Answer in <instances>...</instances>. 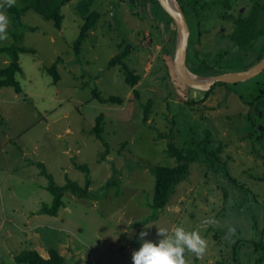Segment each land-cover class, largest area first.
Segmentation results:
<instances>
[{
  "label": "rangeland",
  "instance_id": "1",
  "mask_svg": "<svg viewBox=\"0 0 264 264\" xmlns=\"http://www.w3.org/2000/svg\"><path fill=\"white\" fill-rule=\"evenodd\" d=\"M5 1L0 0L2 13ZM80 1L63 5L62 28L34 9L21 18L24 26L36 27H25L23 43L37 52L20 54L21 92L12 85L0 88V264H19L14 256L25 248L46 257L56 248L67 264L77 259L133 264L142 230L148 233L144 239L157 240L158 229L170 235L177 226L198 229L206 241L199 256L185 250L186 264H264L259 260L264 245L256 247L264 243V106L257 111L251 106L263 94L264 70L245 80L217 82L209 90L191 87L174 67L175 26L171 22L165 28L159 18L164 13L151 0H94L96 23L77 54L75 41L84 23ZM179 1L193 27L186 57L193 73L214 75L218 72H200L209 65L214 71L238 70L252 61L245 48L254 50L261 38L245 47L233 33L238 19L250 16L255 6L254 15L261 12L257 5L264 0ZM232 6L236 9L228 16ZM260 22L254 25L259 33ZM11 23L0 46L13 42ZM128 43L133 48L125 62L141 75L135 86L125 81L124 65L109 67ZM59 56L61 79L55 81L47 67ZM9 60L0 51V67ZM95 86L103 96L119 95L123 102L99 101L93 97ZM100 113L102 136L109 142L104 159L106 145L92 131ZM195 142L214 151L218 164L192 163L190 175L157 218L143 223L153 212L152 166L177 163L170 144L186 152ZM38 162L59 185L67 177L84 185L89 171L92 197L67 190L58 215L39 213L43 204L51 205L53 194ZM112 179L116 182L107 186Z\"/></svg>",
  "mask_w": 264,
  "mask_h": 264
},
{
  "label": "trees",
  "instance_id": "2",
  "mask_svg": "<svg viewBox=\"0 0 264 264\" xmlns=\"http://www.w3.org/2000/svg\"><path fill=\"white\" fill-rule=\"evenodd\" d=\"M68 2V0H14V3L11 5L8 4V0H6L1 9L3 13H5L8 19L12 22V30L10 34L13 38V42L10 45L0 46V51H4L10 57V60L7 65L0 67V88L5 85H12L15 88V91L21 92L22 86L20 81L17 78V73L22 71V66L20 63V54L22 52H37V49L34 47H29L23 43L24 38V30L25 27H28L30 30H36L35 26H24L22 22V15L26 13L29 9H34L35 11L42 14L45 18L50 19L54 22V25L62 28V23L64 19V14L62 12L63 5ZM94 3V0H81L79 3V11L81 12L84 23L81 25L80 32L75 41V51L77 54L81 52L82 42L88 37L89 30L96 23V17L98 15V11L92 10L91 5ZM155 3V4H154ZM153 4L158 9L162 10L164 15H159L160 19L164 20L165 28L168 30L170 28V23L173 21L168 12L161 6L158 0H151V5ZM259 12L257 15H254L256 12V6L253 9L252 14L249 17H241L238 19V25L236 27L235 32L233 33V38L236 41H239L245 47L254 46L255 40L261 38V44H257L254 50L249 51L245 48L246 52L244 56L249 59L252 57V61H247L245 67L242 69L248 68L252 66L259 60L264 57V3L257 5ZM254 16V17H253ZM262 25L260 26V33L257 32L254 25L258 23ZM175 32V30H173ZM133 46L128 43L125 48L118 54L114 55L109 61V67L115 66L117 64L124 65L125 71V81L131 85L135 86L141 78V75L135 72L134 69L129 67V65L125 62V58L131 52ZM257 54L256 56H252ZM221 56V55H220ZM243 57V55H242ZM62 57L59 56L57 61H54L50 66L47 67L48 72L53 76L55 81L61 79V74L58 70L57 62L61 61ZM197 59H195L196 61ZM206 60V59H205ZM200 62V60L198 61ZM204 62V60H203ZM206 64V61H205ZM199 71V70H196ZM212 72H222L214 71V67L209 65L204 72H200L201 74H211ZM93 97L97 98L101 102H114V103H122L123 97L119 95H110L105 97L102 95L101 90L95 86L93 87ZM136 95H139V91L134 89ZM263 94L256 97V99L252 100L251 106L255 108L257 111L261 106H264V91ZM152 105V101L149 100L145 106V117H148L150 108ZM255 112L250 114L253 122H257V117L254 116ZM104 114L100 113L96 118V125L93 127L92 131H95L100 137L104 144L106 145V151L102 154V159L105 158L107 151L109 150V142L104 139L102 136L103 120ZM169 154L174 156L177 160V163L173 166L163 165V164H155L152 166L153 173L155 175V185H154V193L153 199L151 202V207L153 212L150 216H148L143 223H146L150 220H154L161 213L163 208L169 203L172 195L176 192L177 186L188 176L191 172V166L194 162H205L211 161L212 165H217L218 155L214 153V151H208L206 148L202 147L201 142H195L193 146H191L186 152H183L181 149L176 147L174 144L169 145ZM38 166L42 168L41 174L45 175L49 179L48 190L53 194V202L50 204H43L39 213H46L50 215H58V211L61 206L64 205L63 195L67 190H71L74 194L79 197H92V193L90 190V186L92 180L89 176V171L87 174L86 182L84 185H81L76 180H73L69 177L66 178V182L62 185L56 183L52 173L48 172L46 167L42 162L37 163ZM79 168L84 170H88L87 164H80ZM116 180L112 179L108 181L107 186L115 183ZM106 186V187H107ZM256 247L260 244L263 246V242H256ZM234 258L238 259V252L236 253V249L233 250ZM14 259L19 264H67L66 258L61 251L56 248H51L49 250V256H43L37 249L25 248L18 252ZM264 255L259 260H263ZM72 264H84L80 259H77Z\"/></svg>",
  "mask_w": 264,
  "mask_h": 264
},
{
  "label": "clouds",
  "instance_id": "3",
  "mask_svg": "<svg viewBox=\"0 0 264 264\" xmlns=\"http://www.w3.org/2000/svg\"><path fill=\"white\" fill-rule=\"evenodd\" d=\"M14 0H8L11 5ZM9 19L5 13L0 12V39L6 38ZM145 228H147L145 226ZM147 231L139 233L140 247L132 252L133 264H186L185 250L194 251L198 256L205 251L206 241L198 229L186 230L183 226H177L172 234H165L158 229L159 239H144Z\"/></svg>",
  "mask_w": 264,
  "mask_h": 264
},
{
  "label": "water",
  "instance_id": "4",
  "mask_svg": "<svg viewBox=\"0 0 264 264\" xmlns=\"http://www.w3.org/2000/svg\"><path fill=\"white\" fill-rule=\"evenodd\" d=\"M161 6L172 18V24L177 31V45L173 63L180 78L191 87L209 90L217 82H236L255 76L264 70V57L245 69L224 71L209 76L193 73L187 66V47L190 37V26L179 0H158Z\"/></svg>",
  "mask_w": 264,
  "mask_h": 264
},
{
  "label": "flooded vegetation",
  "instance_id": "5",
  "mask_svg": "<svg viewBox=\"0 0 264 264\" xmlns=\"http://www.w3.org/2000/svg\"><path fill=\"white\" fill-rule=\"evenodd\" d=\"M130 1H132V0H130ZM182 2H180V4H181ZM182 5H183V3H182ZM181 5V6H182ZM225 5V4H224ZM182 8H183V10H184V13H185V15H186V17H187V20H188V22H189V20L190 19H188V16H187V12L185 11V9H184V5L182 6ZM225 9H227L226 8V6H225ZM235 9H236V7H234V6H232V9H230V11H229V15L228 16H230V15H232L233 14V12L235 11ZM239 10L241 11V8H239ZM242 12V11H241ZM197 15V14H196ZM223 17H225V16H223ZM249 17V16H248ZM198 19L199 20H201V17H200V14L198 13ZM226 19V18H225ZM189 26H190V29H191V32H190V35H191V33H192V31H193V27L191 26V24H190V22H189ZM190 42V37H189V41H188V43ZM187 51H188V47H187ZM197 62L199 61V59H197L196 60ZM233 70V69H232ZM225 71H231V70H227V69H225ZM213 88V87H212ZM260 127H262V125H260Z\"/></svg>",
  "mask_w": 264,
  "mask_h": 264
},
{
  "label": "crops",
  "instance_id": "6",
  "mask_svg": "<svg viewBox=\"0 0 264 264\" xmlns=\"http://www.w3.org/2000/svg\"><path fill=\"white\" fill-rule=\"evenodd\" d=\"M181 5H182V3H181ZM182 6H183V5H182ZM215 7H217V5H213V6H212V8H215ZM260 232H262L261 229H260ZM238 248H239V247H238ZM238 248H236V253H237V251H238ZM240 249H241V248H240ZM261 257H262V256H261ZM261 257H260V259H261ZM258 261H259V260H258ZM261 261H262V260H261ZM261 261H260V262H261ZM263 261H264V259H263ZM263 261H262V262H263Z\"/></svg>",
  "mask_w": 264,
  "mask_h": 264
}]
</instances>
